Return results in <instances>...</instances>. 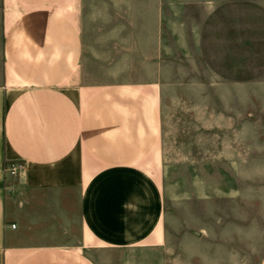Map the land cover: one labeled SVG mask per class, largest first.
I'll use <instances>...</instances> for the list:
<instances>
[{"label": "crops", "instance_id": "1", "mask_svg": "<svg viewBox=\"0 0 264 264\" xmlns=\"http://www.w3.org/2000/svg\"><path fill=\"white\" fill-rule=\"evenodd\" d=\"M209 1L219 27L218 0H0V264H97L96 251L165 246V196L148 167L168 124L177 149L215 161L218 135L228 156L227 117L245 115L225 113L223 72L189 56L196 28L175 17Z\"/></svg>", "mask_w": 264, "mask_h": 264}, {"label": "rangeland", "instance_id": "2", "mask_svg": "<svg viewBox=\"0 0 264 264\" xmlns=\"http://www.w3.org/2000/svg\"><path fill=\"white\" fill-rule=\"evenodd\" d=\"M174 12L177 20L191 22L190 31L196 28L195 46L187 41L189 56L200 68L223 72L225 113L245 115L227 117L228 156L226 135H218L215 161L208 149H177L169 123L162 159L148 167L165 196V246L104 249L94 253L96 262L162 264L168 257L179 259L176 264H264V0H218L221 48L212 1ZM176 55L186 58L187 52Z\"/></svg>", "mask_w": 264, "mask_h": 264}, {"label": "built area", "instance_id": "3", "mask_svg": "<svg viewBox=\"0 0 264 264\" xmlns=\"http://www.w3.org/2000/svg\"><path fill=\"white\" fill-rule=\"evenodd\" d=\"M22 169L20 163H4L3 165V172L8 175H17ZM11 226L14 227V225Z\"/></svg>", "mask_w": 264, "mask_h": 264}]
</instances>
